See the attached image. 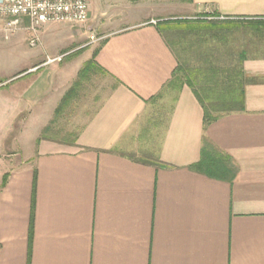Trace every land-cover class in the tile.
<instances>
[{"label":"crops","instance_id":"crops-1","mask_svg":"<svg viewBox=\"0 0 264 264\" xmlns=\"http://www.w3.org/2000/svg\"><path fill=\"white\" fill-rule=\"evenodd\" d=\"M87 2L34 47L0 32L3 140L23 117L31 150L0 170V264H264V0ZM177 68L242 70L243 109L204 129Z\"/></svg>","mask_w":264,"mask_h":264},{"label":"built area","instance_id":"built-area-1","mask_svg":"<svg viewBox=\"0 0 264 264\" xmlns=\"http://www.w3.org/2000/svg\"><path fill=\"white\" fill-rule=\"evenodd\" d=\"M26 21L31 33L28 45L36 46L44 25H83L88 21L87 0H0V32L8 40ZM91 41H95L90 36ZM63 56L47 58L45 64L60 62Z\"/></svg>","mask_w":264,"mask_h":264},{"label":"trees","instance_id":"trees-1","mask_svg":"<svg viewBox=\"0 0 264 264\" xmlns=\"http://www.w3.org/2000/svg\"><path fill=\"white\" fill-rule=\"evenodd\" d=\"M199 72V71H198ZM204 75L206 86L210 92V100L204 111L203 125L205 127L215 121L218 116L211 112H228L243 109L244 79L242 70L237 69H207L200 71ZM186 79L185 71L177 68L173 73L171 83L183 84ZM201 164V163H200ZM6 179L2 180L4 185Z\"/></svg>","mask_w":264,"mask_h":264},{"label":"rangeland","instance_id":"rangeland-1","mask_svg":"<svg viewBox=\"0 0 264 264\" xmlns=\"http://www.w3.org/2000/svg\"><path fill=\"white\" fill-rule=\"evenodd\" d=\"M182 34H183V30H182ZM5 41H7V40H5ZM27 43H28V41H27ZM26 48H28V47H26ZM28 49L30 50V48H28ZM32 50H35V49L33 48ZM184 71H185V73L186 72L191 73L190 77H191L192 81L194 82L198 93L202 96V98H204V96L201 92V90H202L201 87L202 86L205 87V85L203 84V80H202L203 78H198L195 76V75H197V73H199L200 71H203V70L185 69ZM207 102H208V100L206 99L204 103L207 104ZM7 118H8V116H7ZM7 118L2 117L0 119V147L2 146L1 144H3V148H2V154H3L2 159L3 160H0V170L1 171L5 168L15 167L18 164V162L20 161V159L27 156L28 152L30 153V151H31L29 148L28 149L26 148V146H27V134H26L25 130L23 131V133L20 134L21 128L25 125V123L23 122V120H24L23 117H19L17 119L16 124L13 127V131L6 136L5 140H3L5 133L2 132L1 130L3 129V126L5 125V123H6L5 121H7ZM8 123L9 122H7L6 124H8ZM14 135H16V140L12 141V138L14 137ZM1 180H2V177L0 175V182H1Z\"/></svg>","mask_w":264,"mask_h":264}]
</instances>
